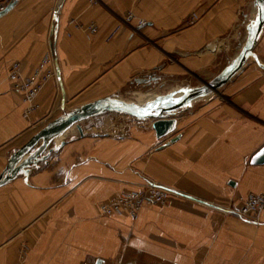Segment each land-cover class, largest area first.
<instances>
[{
  "label": "crops",
  "instance_id": "crops-1",
  "mask_svg": "<svg viewBox=\"0 0 264 264\" xmlns=\"http://www.w3.org/2000/svg\"><path fill=\"white\" fill-rule=\"evenodd\" d=\"M256 14L254 0H18L0 18V174L35 134L84 104L145 87L165 94L212 74L209 82ZM48 55L57 75L26 119L9 67L19 62L30 76ZM150 74L153 87L135 82ZM175 118L161 139L150 120L107 113L81 123L83 136L73 128L53 141L46 161L0 187V264H264V224L227 211L264 195V162L252 163L264 148V27L218 94ZM148 180L173 191L165 204L136 220L101 214Z\"/></svg>",
  "mask_w": 264,
  "mask_h": 264
},
{
  "label": "water",
  "instance_id": "water-1",
  "mask_svg": "<svg viewBox=\"0 0 264 264\" xmlns=\"http://www.w3.org/2000/svg\"><path fill=\"white\" fill-rule=\"evenodd\" d=\"M17 2L18 0H12L3 11H0V18L12 10ZM254 6L257 9V14L248 27V36L239 53L228 67L209 82H202L200 86L177 88L165 94H159L146 105H139L136 102L124 100L119 95H113L84 104L65 113L41 129L9 157L5 169L0 174V187L13 180L20 173L29 174L31 166L46 161L57 150L56 144L51 146L53 141L61 138L73 128L78 131L80 136H83L81 123L103 114L117 113L136 120H150L158 139L172 134L176 129L175 115L177 110L193 101L218 94L219 89L229 82L243 68L247 60L253 56L254 46L264 27V0H254ZM135 82L151 86L158 82V78L154 74H150L145 78L136 79ZM150 92L153 91L147 93ZM178 93H182V96L173 101L174 96ZM176 139H172L171 142ZM63 144L64 142L60 143V145ZM261 153H264V148L254 156L253 164L264 162V155ZM125 264L132 263L126 262Z\"/></svg>",
  "mask_w": 264,
  "mask_h": 264
},
{
  "label": "built area",
  "instance_id": "built-area-1",
  "mask_svg": "<svg viewBox=\"0 0 264 264\" xmlns=\"http://www.w3.org/2000/svg\"><path fill=\"white\" fill-rule=\"evenodd\" d=\"M12 0H1L0 11H3ZM82 27V26H79ZM85 29L94 34L97 27L89 24ZM57 75L54 58L51 55L44 57L38 67L30 76H25L21 70V64L14 62L8 70V80L14 92L23 97L26 105L23 117L29 116L38 109L37 97L46 83ZM173 191L165 186L147 181L142 187L131 190L123 195L115 197L110 202L100 205V212L103 216L127 214L133 220L139 216L140 210L145 206H158L165 204ZM232 215L255 224H264V195H250L245 199L239 208H227ZM25 246L22 248V254H26Z\"/></svg>",
  "mask_w": 264,
  "mask_h": 264
},
{
  "label": "rangeland",
  "instance_id": "rangeland-1",
  "mask_svg": "<svg viewBox=\"0 0 264 264\" xmlns=\"http://www.w3.org/2000/svg\"><path fill=\"white\" fill-rule=\"evenodd\" d=\"M210 77H212V74L211 75H207L206 77H204V79L206 80V79H209ZM202 80L201 78H195V79H193V82H191V83H189L186 87H184V88H187V87H191V86H199V85H201V83L203 82V81H205V80ZM209 81V80H208ZM137 86H135V87H133V88H130V91H132V92H134L136 89H139L138 87L136 88ZM141 87V86H140ZM151 87H153V86H151ZM167 90V89H166ZM166 90H164V91H166ZM149 91H153V92H150V93H147V92H149ZM131 92V93H132ZM139 92V93H138ZM135 93H138V95L137 94H134V93H132V94H122V96H120L121 98H123L124 100H127V101H133V102H137V98L139 97V96H143V95H159V93H157L156 91H155V89H150V88H148V87H145V88H141V89H139V90H137V92H135ZM161 93V92H160ZM162 93H164V92H162ZM113 114H115V113H113ZM117 114V113H116ZM97 120V122H99L100 124L99 125H101V123H103V120H105V117H102V118H99V119H96ZM112 122H117V123H119V124H116V126H123V120L122 119H118V120H111ZM119 131H114V130H110V131H112L111 133H113L114 134V132L118 135V134H122L124 131H123V129L121 130V129H118Z\"/></svg>",
  "mask_w": 264,
  "mask_h": 264
},
{
  "label": "bare ground",
  "instance_id": "bare-ground-1",
  "mask_svg": "<svg viewBox=\"0 0 264 264\" xmlns=\"http://www.w3.org/2000/svg\"><path fill=\"white\" fill-rule=\"evenodd\" d=\"M156 96L158 95H143V96H139L137 98V104L139 105H146L149 104L152 100H154L156 98ZM182 96V93H178L174 96L173 101L179 99Z\"/></svg>",
  "mask_w": 264,
  "mask_h": 264
},
{
  "label": "snow or ice",
  "instance_id": "snow-or-ice-1",
  "mask_svg": "<svg viewBox=\"0 0 264 264\" xmlns=\"http://www.w3.org/2000/svg\"><path fill=\"white\" fill-rule=\"evenodd\" d=\"M261 155H264V153H261Z\"/></svg>",
  "mask_w": 264,
  "mask_h": 264
}]
</instances>
